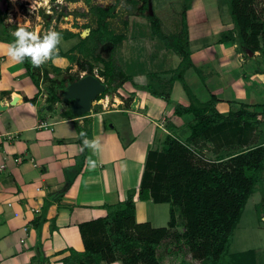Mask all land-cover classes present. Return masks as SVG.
I'll list each match as a JSON object with an SVG mask.
<instances>
[{
  "label": "crops",
  "instance_id": "obj_1",
  "mask_svg": "<svg viewBox=\"0 0 264 264\" xmlns=\"http://www.w3.org/2000/svg\"><path fill=\"white\" fill-rule=\"evenodd\" d=\"M186 1L193 66L185 82L193 101L202 106L216 98L220 122L242 110L256 114L261 122L258 145L264 147V44L255 53L243 48L227 0ZM2 5L0 0V104L7 109L0 111V264H64L72 253L84 251L79 225L106 217L108 207L131 195L138 224L168 227L169 204L143 202L138 195L148 153L161 152L168 136L186 141L191 134L192 116L176 115L175 108L189 107L192 99L181 82L169 83L181 57L143 26L144 17L133 13L127 18L129 27L115 58L130 81L77 119L87 128L86 138L100 145L96 152L86 147L82 159L75 120L62 116L68 110L65 103L49 109L46 85L37 87L24 63L7 55ZM231 33L233 38L224 39ZM64 58L48 61L62 69ZM75 66L65 69L74 71ZM152 90L170 92L171 101ZM89 160L96 166L90 167ZM36 218L43 220L41 233L33 226ZM252 251L259 264L258 251Z\"/></svg>",
  "mask_w": 264,
  "mask_h": 264
},
{
  "label": "trees",
  "instance_id": "obj_2",
  "mask_svg": "<svg viewBox=\"0 0 264 264\" xmlns=\"http://www.w3.org/2000/svg\"><path fill=\"white\" fill-rule=\"evenodd\" d=\"M145 8L144 5L142 9ZM112 11L113 8L106 11L102 8L94 10L98 28L91 31L88 38L72 49L74 51L79 48L83 54H90L95 63L88 60L78 61L72 55L67 56L72 63L77 62L80 72L98 75L104 80L108 90L99 99L116 94L130 81V77L115 58L116 47L123 36L110 33L107 28V18L111 17ZM230 15L237 40L243 48L252 53L260 51L264 44V3L261 0H230ZM149 20L153 35L168 49L178 53L182 59L169 83L173 85L175 82H181L192 99L189 107L177 105L175 108L176 115H191L193 118L189 138L181 141L168 136L161 152L148 153L138 195L139 200L143 202L169 204V225L153 228L150 223L138 224L136 204L131 195L126 202L108 207L106 217L80 224L84 251L72 253V256L63 262L163 264L162 249L171 243L174 250L169 249V253H176L183 246L188 249L194 260L202 264H256L254 251L229 254V248L252 195L261 191L263 199L260 206L264 205V147L258 145L256 135L261 122L256 114H249L245 110L230 115L226 120L223 118L220 122V115L214 108V97L209 104H195L185 82V74L193 66L186 12L183 16V28L178 34L171 33L156 14L150 15ZM74 36L72 33L67 35L68 38ZM224 36V39L234 37L232 33ZM7 39L10 43L13 41V38ZM89 39H94L90 50L85 43ZM107 44L111 45L108 59L101 54ZM58 56L60 53L53 54L52 58ZM23 63L37 87H40L41 82L50 83L47 100L49 109L63 103V89L80 78L79 74H71L68 79L58 81L50 77L43 64L34 67L29 58H25ZM98 65L102 67L99 68ZM56 69L61 72L59 68ZM72 69L68 68V71ZM151 93L167 102L171 101L170 92L159 93L152 90ZM35 101L36 98L31 100L33 103ZM62 116L75 120L79 142L83 148L82 159H85L86 146H83L82 141L87 137V128L79 125L77 119L80 117L72 113L71 106ZM251 118L252 122L249 121ZM234 120L236 121L232 123ZM81 132L85 133V137H81ZM208 143L214 145L213 152L218 155L221 151H236L237 148L240 150L228 158L221 156L215 161H208L203 156V152L209 149ZM260 206L257 208L260 209ZM181 217L183 223H180ZM33 226L41 233L43 220L36 218L33 220ZM179 226H182L184 231L178 234Z\"/></svg>",
  "mask_w": 264,
  "mask_h": 264
},
{
  "label": "rangeland",
  "instance_id": "obj_3",
  "mask_svg": "<svg viewBox=\"0 0 264 264\" xmlns=\"http://www.w3.org/2000/svg\"><path fill=\"white\" fill-rule=\"evenodd\" d=\"M2 2V22L8 38L14 39L12 33L18 26L25 27L27 30L37 32L40 35L46 34L49 30L61 34L57 51L60 52V56L65 57L62 65L64 70L60 69L61 72L58 71L52 65V60L43 63L50 73V77L58 81L68 79L71 74H79L80 77L83 74L76 65L77 62L72 63L67 56L72 55L78 61L88 60L94 62L90 54H83L79 48L74 51L72 49L80 44L82 40L88 38L91 31L98 28V21L94 12L97 8H102L105 11L113 8L111 17L107 18V28L110 33L121 36L128 30L129 20L127 18L134 14L145 18L143 20L144 27L145 25L151 27L150 15H163L167 29L171 30L173 34H178L183 28V16L188 9V1L186 0H162V2L160 0H2ZM261 2L264 3V0H261ZM144 5L146 8L142 9ZM226 5L227 12H230V0H227ZM69 33L75 34V36L68 38ZM158 40L160 44L164 45L160 39ZM93 41L94 39H89L85 42L89 50L93 46ZM110 50L111 45L107 44L102 49V56L108 59ZM176 54L178 55V53ZM71 64L72 67L76 65L74 71L65 69ZM43 83L46 85V94L49 96L50 83L48 81ZM65 106L68 109L71 105L65 103ZM239 150L240 148H237L236 151H221L218 155L213 154L214 149L209 147L208 150L203 152V156L208 161H215L221 156L228 157ZM262 199L261 191L255 193L249 199L240 223L230 241L229 248V254L257 250L260 258L259 264H264V205L260 206ZM258 205L260 209L257 208ZM167 208V213H169L170 205H167ZM180 223H183L182 217ZM177 230L179 234L184 231V228L179 226ZM167 245L170 247L164 246L162 249L163 264H202V262L194 260L185 247L182 246L176 253H169V249L174 250V245L171 243ZM171 245H173V248Z\"/></svg>",
  "mask_w": 264,
  "mask_h": 264
},
{
  "label": "clouds",
  "instance_id": "obj_4",
  "mask_svg": "<svg viewBox=\"0 0 264 264\" xmlns=\"http://www.w3.org/2000/svg\"><path fill=\"white\" fill-rule=\"evenodd\" d=\"M14 39L7 48V55L15 62L23 63L25 58H29L34 67H39L57 51L61 34L54 30L47 31L40 35L37 32L29 31L25 27L18 26L12 33ZM85 137V133H80ZM83 146L91 148L96 152L100 145L98 140L83 139ZM89 166L95 167L96 161L89 160Z\"/></svg>",
  "mask_w": 264,
  "mask_h": 264
},
{
  "label": "water",
  "instance_id": "obj_5",
  "mask_svg": "<svg viewBox=\"0 0 264 264\" xmlns=\"http://www.w3.org/2000/svg\"><path fill=\"white\" fill-rule=\"evenodd\" d=\"M153 14V13H152ZM108 86L104 80L97 75L84 74L78 81L69 83L63 89V102L71 105V111L78 117H83L92 112L93 104L99 100V97L105 94ZM17 97L12 104H16ZM137 100L134 102V108ZM6 106L0 104V111L6 110Z\"/></svg>",
  "mask_w": 264,
  "mask_h": 264
},
{
  "label": "built area",
  "instance_id": "obj_6",
  "mask_svg": "<svg viewBox=\"0 0 264 264\" xmlns=\"http://www.w3.org/2000/svg\"><path fill=\"white\" fill-rule=\"evenodd\" d=\"M97 72V71H96ZM98 76V75H97Z\"/></svg>",
  "mask_w": 264,
  "mask_h": 264
}]
</instances>
